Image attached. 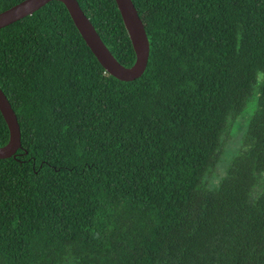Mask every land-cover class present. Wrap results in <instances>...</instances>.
Wrapping results in <instances>:
<instances>
[{"label": "trees", "instance_id": "1", "mask_svg": "<svg viewBox=\"0 0 264 264\" xmlns=\"http://www.w3.org/2000/svg\"><path fill=\"white\" fill-rule=\"evenodd\" d=\"M75 1L130 66L113 0ZM130 1L148 56L128 82L98 65L57 1L0 28L20 143L0 160V264H264V0Z\"/></svg>", "mask_w": 264, "mask_h": 264}, {"label": "water", "instance_id": "2", "mask_svg": "<svg viewBox=\"0 0 264 264\" xmlns=\"http://www.w3.org/2000/svg\"><path fill=\"white\" fill-rule=\"evenodd\" d=\"M49 1H57L64 7L80 39L98 65L109 76L118 81L128 82L141 75L147 62L148 43L141 21L130 0H113L134 56L132 64L128 67L122 66L112 57L75 0H21L0 11V28L30 15ZM0 116L7 131V140L0 146L1 160L14 156L16 150L20 148L15 115L1 90Z\"/></svg>", "mask_w": 264, "mask_h": 264}, {"label": "rangeland", "instance_id": "3", "mask_svg": "<svg viewBox=\"0 0 264 264\" xmlns=\"http://www.w3.org/2000/svg\"><path fill=\"white\" fill-rule=\"evenodd\" d=\"M253 103L254 93L250 96L249 101L246 103L242 111L233 119L232 122H230L229 126H227L223 134L221 153L219 154L218 160L215 164L212 176L208 180V185L215 183V181L222 175L225 165L237 150L244 125L252 112V108L254 107ZM61 264H73L71 257L66 256Z\"/></svg>", "mask_w": 264, "mask_h": 264}]
</instances>
